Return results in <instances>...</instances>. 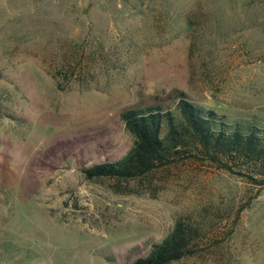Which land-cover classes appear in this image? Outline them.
<instances>
[{
  "label": "rangeland",
  "instance_id": "obj_1",
  "mask_svg": "<svg viewBox=\"0 0 264 264\" xmlns=\"http://www.w3.org/2000/svg\"><path fill=\"white\" fill-rule=\"evenodd\" d=\"M179 92L264 123V0H0V264H135L179 217L201 235L169 264H264V181L192 157L80 171L130 148L122 110Z\"/></svg>",
  "mask_w": 264,
  "mask_h": 264
},
{
  "label": "trees",
  "instance_id": "obj_2",
  "mask_svg": "<svg viewBox=\"0 0 264 264\" xmlns=\"http://www.w3.org/2000/svg\"><path fill=\"white\" fill-rule=\"evenodd\" d=\"M176 110L160 103L122 110L119 118L132 136L130 148L119 159L81 166L83 176L88 180L128 182L192 157L246 176L254 183L264 181V123L256 119L230 122L181 92L177 94ZM59 147L43 152L40 161L44 162ZM200 235L198 225L179 217L170 232L152 244L135 264H169L191 256L197 251Z\"/></svg>",
  "mask_w": 264,
  "mask_h": 264
}]
</instances>
